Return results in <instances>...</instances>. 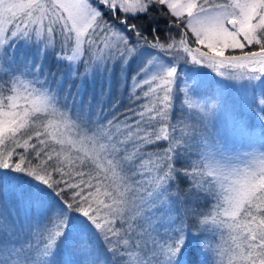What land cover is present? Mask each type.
<instances>
[{
    "label": "snow or ice",
    "instance_id": "obj_1",
    "mask_svg": "<svg viewBox=\"0 0 264 264\" xmlns=\"http://www.w3.org/2000/svg\"><path fill=\"white\" fill-rule=\"evenodd\" d=\"M0 264H264V0H0Z\"/></svg>",
    "mask_w": 264,
    "mask_h": 264
}]
</instances>
